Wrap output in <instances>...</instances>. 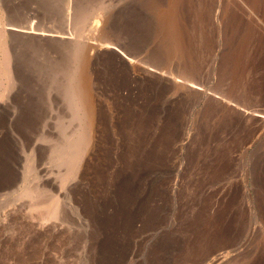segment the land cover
<instances>
[{"label": "rangeland", "instance_id": "1", "mask_svg": "<svg viewBox=\"0 0 264 264\" xmlns=\"http://www.w3.org/2000/svg\"><path fill=\"white\" fill-rule=\"evenodd\" d=\"M246 2L0 0V32L73 36L8 34L14 76L0 56V264H207L218 250L223 264H264V124L242 146L248 129L212 99L229 92L264 112V0ZM105 38L167 75L190 72L207 97L133 81L103 49L102 140L83 148L70 72Z\"/></svg>", "mask_w": 264, "mask_h": 264}, {"label": "bare ground", "instance_id": "2", "mask_svg": "<svg viewBox=\"0 0 264 264\" xmlns=\"http://www.w3.org/2000/svg\"><path fill=\"white\" fill-rule=\"evenodd\" d=\"M243 2V5L250 10L251 8V4L247 3L243 0H241ZM249 1V0H248ZM254 2V0H253ZM176 5V4H175ZM253 5V4H252ZM169 7V6H168ZM174 8V7H172ZM172 8H170L169 10H171ZM176 8V7H175ZM167 10V9H165ZM173 10V9H172ZM171 10V11H172ZM174 12V11H173ZM251 15L254 14L252 11ZM68 13V12H67ZM172 12H169L168 14L170 15ZM167 14V16H168ZM175 14V13H174ZM173 14V15H174ZM177 16V15H176ZM254 16V15H253ZM173 17V16H171ZM172 19V18H171ZM258 19V18H257ZM170 20V19H169ZM168 19L167 21L170 22ZM173 20V19H172ZM259 20V19H258ZM175 24V23H174ZM105 25H107L104 21H102L101 24H97V26H99L100 29H102L101 31H104V27ZM261 25V24H260ZM173 26V25H172ZM179 27V26H178ZM177 27V28H178ZM260 27V26H259ZM98 28V30H99ZM261 28L263 29V33H264V24L261 25ZM100 31V30H99ZM175 31V30H174ZM172 31V32H174ZM171 32V33H172ZM178 32V31H177ZM179 32H182L181 30H179ZM0 49H2L1 54L0 55L2 57V66L4 67V74L5 76H14L15 73H18V69L15 68L14 65V61L12 60V56H11V50L9 49V47H6L7 42L9 43V41H7V36L8 34H17V35H21V36H30L35 38L34 40H42V39H53V40H66V42H70L71 43V37L73 36H69L65 33H58L55 31H47L45 29H41V28H37L34 26H24V25H10L9 28H7L6 30H2L0 32ZM175 33V32H174ZM172 33V34H174ZM72 34V33H70ZM103 34V33H102ZM175 35V34H174ZM177 35V33H176ZM180 35V34H179ZM178 36V35H177ZM29 37V38H30ZM37 38V39H36ZM174 38V37H173ZM68 40V41H67ZM175 42V38L173 39ZM77 41V40H76ZM181 41V40H179ZM179 41L177 42L178 44ZM183 41V40H182ZM63 42V41H62ZM176 43V44H177ZM178 44L177 49H178ZM73 45V44H71ZM118 46V45H117ZM181 46V45H180ZM75 48V47H72ZM119 48V47H118ZM115 44L113 43V40H107V38H105L104 41L101 42H91L88 44L87 46V54L84 55L82 57V59L75 65V67L73 66L71 72H70V87H71V97L73 99V103L74 106L76 107V109L81 113V117L83 119L84 122V130L81 134V141L83 142V148L86 147V149L90 150L92 149L93 151H96V147H98L101 142V128H102V124H101V120H100V111L98 108V105L94 99V80H96L94 78L95 73H97L96 76H98V74H101L99 70H97L98 66H100V61H99V57L101 55V52L103 49L106 50H113L114 55L116 54V57H119L117 59H121L122 61L127 62V66L124 69L126 71V73L129 74V76L131 78H133V81H137L140 78H144L143 80L146 81V83H152L153 81L155 82L156 79H161L164 80L166 82H168V84L179 88V87H186L187 89L190 88L193 90H195V92H200L202 93V95L204 94V96L207 97V93L204 92V88L202 83L195 81L192 79V76L186 72H183V70L178 69V71H180V73L178 72V74L173 75H167L164 72H162V69L159 67V69H161V71H159V69H156L157 66H155V68L151 67L148 65H144L141 63V59L139 60L137 58V56L135 57V55H133L132 53H125V51L123 52V50H121L120 48L118 49ZM78 49V48H77ZM183 49V48H182ZM74 50V49H73ZM80 50V49H79ZM78 50V51H79ZM175 50V49H174ZM104 51V50H103ZM74 53V52H73ZM82 53V52H81ZM184 53V52H183ZM103 54V53H102ZM185 54V53H184ZM82 55V54H80ZM104 55V54H103ZM180 54L175 56H179ZM181 56H184L183 54ZM0 57V58H1ZM185 57V56H184ZM178 58V57H177ZM179 59H183L179 56ZM185 59V58H184ZM183 59V60H184ZM79 60V59H78ZM118 60V61H119ZM149 61V60H148ZM1 62V60H0ZM14 62V63H13ZM16 64V63H15ZM186 64V63H185ZM184 64V65H185ZM119 65V64H117ZM123 65V64H122ZM193 65V64H192ZM1 66V67H2ZM188 66V65H187ZM194 66V65H193ZM97 67V68H96ZM116 67V66H115ZM118 67V66H117ZM120 67V66H119ZM118 67V68H119ZM190 67V66H189ZM122 68V67H121ZM192 68V67H191ZM190 68V69H191ZM1 69V68H0ZM3 69V68H2ZM183 69V68H182ZM17 70V71H16ZM97 70V72H96ZM195 71V69H193ZM3 71V70H2ZM16 71V72H15ZM119 71V70H118ZM182 71V72H181ZM122 72V71H121ZM166 72V70H165ZM103 73V72H102ZM125 73V72H124ZM157 79V80H158ZM99 80V79H98ZM142 81V80H141ZM160 81V80H159ZM158 82V81H157ZM162 81H160L159 83H161ZM147 83V84H148ZM165 83V82H164ZM155 84V83H154ZM166 84V83H165ZM148 86V85H147ZM151 86V84H150ZM149 86V87H150ZM154 86V85H152ZM167 86V85H165ZM133 87V86H132ZM135 87V86H134ZM185 88V89H186ZM183 89V88H182ZM176 90V89H175ZM229 92H226L225 95H215V97H213L212 99H215V101L217 102V105L220 106L223 110H226L230 116L233 117V119H235L239 124L244 125L243 129H248L251 131L248 132V130L244 131V133L246 132L247 135L245 138L243 135L242 140L240 143L241 145L243 144L244 146H250L252 145V143L254 142L253 139V133H257L258 130L260 131V126L262 124H264V112L262 110H257L256 108L253 109L252 107L245 105L246 103H240L239 100L235 97H233V95L228 94ZM117 94V93H116ZM218 94V93H217ZM228 94V95H227ZM165 109V108H164ZM222 110V111H223ZM166 112V111H165ZM226 113V112H225ZM163 114V113H162ZM232 120V119H231ZM252 121L254 123H252L251 125H249V122ZM233 122V121H231ZM234 123V122H233ZM236 123V122H235ZM238 124V125H239ZM237 125V126H238ZM248 125V126H247ZM240 127V126H239ZM237 128V127H236ZM263 128V127H262ZM261 128V131H262ZM233 129V128H232ZM231 129V130H232ZM235 129V128H234ZM241 130V128H239ZM240 130H238L240 132ZM236 131V130H234ZM229 132V131H228ZM242 132V131H241ZM253 132V133H252ZM236 133V132H234ZM260 133V132H259ZM238 136V135H237ZM236 137V136H235ZM244 137V138H243ZM101 139V140H100ZM239 144V143H237ZM242 145V146H243ZM237 146V145H236ZM69 149H74L75 150V155L78 157V155H80V152L82 151L80 148H76L75 145H70ZM100 147V146H99ZM239 147V146H238ZM242 148V147H239ZM239 151V150H238ZM233 152H236L233 150ZM65 153V152H64ZM70 153V151H69ZM73 153V152H72ZM237 153V152H236ZM233 154V153H231ZM239 154V153H238ZM70 155V154H69ZM234 155V154H233ZM69 157V156H68ZM71 157V156H70ZM235 157V156H234ZM73 158V157H72ZM76 158V157H75ZM67 159V158H66ZM229 159V157H228ZM233 160V159H232ZM74 161V160H73ZM76 161V160H75ZM74 161V162H75ZM71 162V161H70ZM77 162V161H76ZM231 164V163H230ZM70 167H72V165H70ZM76 167V166H74ZM79 167V165H78ZM85 168H86V164L83 166V171L82 173L85 172ZM73 168H71L72 171ZM70 172V171H69ZM117 180V179H116ZM54 184V183H53ZM112 186V185H111ZM113 187V186H112ZM115 187V186H114ZM113 189V188H112ZM116 189V188H115ZM110 197V196H109ZM114 203V202H113ZM52 204V203H51ZM50 204V205H51ZM51 208V207H50ZM52 209V208H51ZM264 209V208H263ZM54 208L51 210L53 212ZM233 212V211H232ZM231 212V213H232ZM230 213V212H229ZM53 214V213H52ZM235 214V213H234ZM233 215V214H232ZM130 219V218H129ZM108 223V222H107ZM133 223V222H132ZM239 224V223H238ZM108 225V224H107ZM134 225V224H132ZM259 228V227H258ZM255 229V227H253L252 231ZM219 251V250H218ZM216 252L213 254V256L211 257V259L207 262V264H223L225 263L229 257H231L229 252ZM237 251V250H236Z\"/></svg>", "mask_w": 264, "mask_h": 264}]
</instances>
